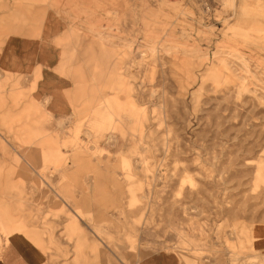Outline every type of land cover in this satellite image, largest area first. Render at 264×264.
Returning a JSON list of instances; mask_svg holds the SVG:
<instances>
[{
    "label": "rangeland",
    "instance_id": "rangeland-1",
    "mask_svg": "<svg viewBox=\"0 0 264 264\" xmlns=\"http://www.w3.org/2000/svg\"><path fill=\"white\" fill-rule=\"evenodd\" d=\"M178 8L0 0L5 36L61 22L80 89L73 115L21 90L0 116V261L23 236L37 264H264V0Z\"/></svg>",
    "mask_w": 264,
    "mask_h": 264
},
{
    "label": "crops",
    "instance_id": "crops-1",
    "mask_svg": "<svg viewBox=\"0 0 264 264\" xmlns=\"http://www.w3.org/2000/svg\"><path fill=\"white\" fill-rule=\"evenodd\" d=\"M5 16L8 18L10 15ZM13 17L14 14H11ZM18 23V28L6 36L0 30V34L5 36L0 40V85L8 77H21L20 87L13 88L8 83L4 90H0V116L13 115L14 110H24L26 102L14 107L11 101V97L21 90H29L26 105L41 103L47 113L54 117L73 115L76 109L75 95L80 90L76 87L77 65L76 61L67 62L64 57L70 50L56 42L57 37L64 34L61 22H56L47 14L40 25L39 35L35 34L34 22H29L27 28ZM84 78H87V73H84ZM86 82L85 79L83 83ZM107 114L103 112L101 117ZM99 121L96 120L95 124H99ZM255 244L264 251V226L256 229ZM38 261V253L29 241L23 236H16L4 250L0 264H37ZM140 264L179 262L172 253L165 252L152 255Z\"/></svg>",
    "mask_w": 264,
    "mask_h": 264
},
{
    "label": "bare ground",
    "instance_id": "bare-ground-1",
    "mask_svg": "<svg viewBox=\"0 0 264 264\" xmlns=\"http://www.w3.org/2000/svg\"><path fill=\"white\" fill-rule=\"evenodd\" d=\"M164 2H165V5L167 6V8H169L170 10H172V11L179 10V8H178L179 6H177L176 4L166 2L165 0H164Z\"/></svg>",
    "mask_w": 264,
    "mask_h": 264
},
{
    "label": "built area",
    "instance_id": "built-area-1",
    "mask_svg": "<svg viewBox=\"0 0 264 264\" xmlns=\"http://www.w3.org/2000/svg\"><path fill=\"white\" fill-rule=\"evenodd\" d=\"M166 2H169V3H174L176 4L177 6H180L183 2V0H165Z\"/></svg>",
    "mask_w": 264,
    "mask_h": 264
}]
</instances>
